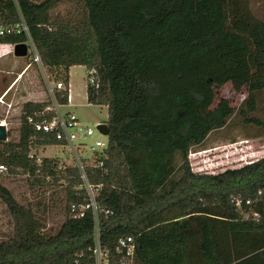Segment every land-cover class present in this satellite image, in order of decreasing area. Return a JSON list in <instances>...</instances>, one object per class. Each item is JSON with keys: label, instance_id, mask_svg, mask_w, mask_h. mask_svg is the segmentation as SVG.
<instances>
[{"label": "trees", "instance_id": "trees-1", "mask_svg": "<svg viewBox=\"0 0 264 264\" xmlns=\"http://www.w3.org/2000/svg\"><path fill=\"white\" fill-rule=\"evenodd\" d=\"M61 2L73 9L55 15ZM21 18L56 81L69 85L74 66L95 72L87 99L108 109L109 147L103 166L85 174L101 186L99 241L110 263L264 264V157L219 174L195 173L189 160L235 114L228 100L216 104L217 88H246L248 112L264 92V21L251 0H0L1 26ZM27 41L14 34L0 45ZM68 96L57 92L58 105H69ZM52 105L25 103L20 140L0 142V200L14 220L0 264H96L92 212L74 219L71 211L89 203L79 169L32 156L66 144L36 130L56 116L45 113ZM8 175L65 193L66 220L55 234L45 232L41 202L21 205L3 185ZM123 238L134 240L132 258L119 249Z\"/></svg>", "mask_w": 264, "mask_h": 264}, {"label": "rangeland", "instance_id": "rangeland-1", "mask_svg": "<svg viewBox=\"0 0 264 264\" xmlns=\"http://www.w3.org/2000/svg\"><path fill=\"white\" fill-rule=\"evenodd\" d=\"M72 9L73 5L70 2H61L56 5L53 13L65 15ZM251 9L259 20L264 21V0H251ZM29 61L28 58L26 60L15 57L13 52L3 56L0 60V98L14 82L12 80L18 76H9L5 71L6 66H9L10 69L16 68L19 63L22 66ZM55 82L54 75L46 68L33 65L30 74L25 75L15 89L9 92L4 99L5 104H0V125H4L7 129V142L17 143L20 140L21 117L24 105L29 100L27 99L28 94L39 90L46 91L47 84L54 85ZM70 82L71 102L67 106L58 107L57 110L62 114L72 113L76 115L83 125L94 130L99 124H105L108 119L107 107L88 103L87 90L90 84L88 68L85 66L72 67L70 69ZM215 91L217 94L216 104L221 99L228 100L235 109V114L228 120L224 129L212 132L202 146L192 148L189 160L195 173L219 174L228 169H238L257 161L260 157L258 151H264V145H261L263 141L260 142V138H264V126L257 127L247 124L245 123V116L242 115V111L246 112V118L259 119L264 125V92L256 96L255 111L248 112L246 88L238 92L229 83ZM51 100L47 96L45 102ZM6 103H12V108H8ZM97 138L100 136L96 133L94 138L89 139L88 144L94 143ZM81 154L85 155L84 152ZM32 156H35L38 162L44 158H49L56 159L60 161L61 165L66 166H72L74 161L68 150L64 151L62 147L55 146L38 148L32 152ZM3 173L6 174V171ZM3 185L13 193L21 205H34L39 202L43 204L41 210L46 212V233L55 234L65 222V193L62 190L32 188L28 178L20 175L5 176ZM13 233L14 220L7 207L0 200V243L11 237Z\"/></svg>", "mask_w": 264, "mask_h": 264}, {"label": "built area", "instance_id": "built-area-1", "mask_svg": "<svg viewBox=\"0 0 264 264\" xmlns=\"http://www.w3.org/2000/svg\"><path fill=\"white\" fill-rule=\"evenodd\" d=\"M16 2L17 0H12ZM34 2H41L42 0H30ZM14 34H24L27 36L28 41L25 43L28 46V55L31 58L32 64L38 65L43 68L40 56L36 50V47L30 37L29 28L26 25L23 18H21L20 23L14 26H1L0 25V38L14 35ZM14 51V46H13ZM31 65H29L25 72L28 71ZM25 74V73H24ZM90 84H94V71H89ZM22 77V75H21ZM68 92L69 103L71 102L70 96V86L62 81H56L53 84H47V94L52 99L53 105L46 109L45 113L55 112L56 116L49 122L36 123L35 127L38 132L55 134L58 141H63L66 144L62 147L64 151H69V154L74 158L73 165L67 167H76L81 173L82 185L79 190H84L89 203L87 205H72L71 211L73 213L74 219H80L86 216L87 211H91L93 219L95 222V248L94 256L96 264H111L109 259V253L107 250L103 249L99 241V215L103 211L101 210L97 203L96 197L100 192L101 186H93L88 181L85 174V167H102L103 162L98 161L102 157H106V150L109 147V136L103 135L98 126L94 130L91 127L83 125L76 115L72 113L62 114L57 109L60 107L56 101L57 92ZM10 91H6L4 95L0 98V104H5L4 99L8 96ZM12 104L8 105V108H12ZM30 123L33 119L29 120ZM96 133L100 136L94 140V143L88 144L89 139L95 137ZM84 152L85 155L81 153ZM85 161V162H84ZM61 168V167H60ZM5 167L1 166L0 171L4 172ZM249 203V202H248ZM106 215L110 214V211H105ZM119 249H126L128 257L132 258L135 251L134 240L132 238H123L119 240Z\"/></svg>", "mask_w": 264, "mask_h": 264}, {"label": "crops", "instance_id": "crops-1", "mask_svg": "<svg viewBox=\"0 0 264 264\" xmlns=\"http://www.w3.org/2000/svg\"><path fill=\"white\" fill-rule=\"evenodd\" d=\"M12 52H13V46L12 45H0V60L3 58V56L10 55V54H12ZM25 59L27 60V58H25ZM29 60H30L29 62L32 63L31 62V58ZM29 62H27V64H25V65L22 64V66L19 63L18 65H16L17 66L16 68H11V69H10L9 66H6L7 69L5 71H6V73L9 76L18 75L17 78H15V79L12 80L14 82L11 83V85L8 88V90L6 89V91H12V90H14L15 87L22 81L23 77L25 75H27V74H30V72L32 70V67L35 64H30L31 65L30 68L28 69L27 72H25L26 69H27V67L29 66L28 65ZM1 71H3V70H1ZM21 75H23V76L21 77ZM19 78H21V79H19ZM0 80H1V78H0ZM14 83H16V84H14ZM69 86H71V82L70 81H69ZM46 91H47V89H46ZM46 91L45 90H41V91L39 90V91H34V93L28 94V98L27 99H29V100L26 101V102H34V103H42V102H45V99L48 96V94H46L47 93ZM6 104L9 105V104H12V103H6ZM260 139H261L260 142L263 141L261 143V145H264V138H260ZM258 152H260L259 153L260 155H258V156H260L259 159H262L264 157V151L260 150Z\"/></svg>", "mask_w": 264, "mask_h": 264}, {"label": "water", "instance_id": "water-1", "mask_svg": "<svg viewBox=\"0 0 264 264\" xmlns=\"http://www.w3.org/2000/svg\"><path fill=\"white\" fill-rule=\"evenodd\" d=\"M14 55L17 58H26L28 56V46L26 44H18L14 46ZM99 131L105 135H110V129L107 124H101L98 126ZM7 129L4 125H0V142H7Z\"/></svg>", "mask_w": 264, "mask_h": 264}, {"label": "clouds", "instance_id": "clouds-1", "mask_svg": "<svg viewBox=\"0 0 264 264\" xmlns=\"http://www.w3.org/2000/svg\"><path fill=\"white\" fill-rule=\"evenodd\" d=\"M14 53V52H13Z\"/></svg>", "mask_w": 264, "mask_h": 264}]
</instances>
